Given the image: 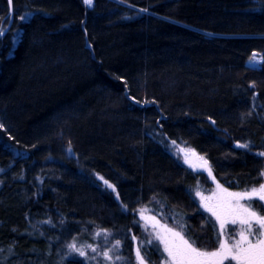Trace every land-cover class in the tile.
<instances>
[{
	"label": "trees",
	"instance_id": "16d2710c",
	"mask_svg": "<svg viewBox=\"0 0 264 264\" xmlns=\"http://www.w3.org/2000/svg\"><path fill=\"white\" fill-rule=\"evenodd\" d=\"M11 1L0 0V264H134L135 238L164 264L142 208L215 250L219 225L195 196L209 180L162 138L204 155L227 189L264 181V62L251 63L264 58V0ZM107 232L121 262L69 251Z\"/></svg>",
	"mask_w": 264,
	"mask_h": 264
},
{
	"label": "snow or ice",
	"instance_id": "6c2138e0",
	"mask_svg": "<svg viewBox=\"0 0 264 264\" xmlns=\"http://www.w3.org/2000/svg\"><path fill=\"white\" fill-rule=\"evenodd\" d=\"M83 2L92 6L93 0H83ZM11 3V0H9ZM25 19V17H21ZM3 35V30L0 29V36ZM255 56L252 57V62H255ZM260 62H264L261 58ZM214 123V122H213ZM2 127V126H0ZM238 147H247V145H238ZM258 155L264 156V152ZM207 166V161H204ZM209 175H212L210 168H206ZM264 176V172H261ZM215 179V177H213ZM107 184V181H105ZM109 188L114 187L108 184ZM220 188V185H218ZM221 191L226 193V199L215 203H205L201 196V206L215 217L219 224L218 241L215 250H201L195 246L194 241L185 239L179 232L172 229H165L163 233H155V238L163 244V251L166 253L164 264H226V261H234L235 264H264V215L260 211H264V182L259 184V187L253 186L250 189H245L243 192H228L227 189L221 188ZM197 195H200L197 192ZM258 201L255 206L260 209H254L251 201ZM248 201L249 203H241ZM143 216V212H141ZM227 224L239 225V229H233L235 236L238 239H232L225 235V227ZM100 235V233H97ZM223 237V239H219ZM148 243H152L151 240ZM119 242L117 241V246ZM70 252H76L79 256H86V252L77 248L75 244L68 245ZM95 252L96 249L92 248ZM104 257L111 260L112 257L105 252ZM121 259L120 256L116 257ZM136 260L138 264H146L144 256L141 254V249L138 246L136 249Z\"/></svg>",
	"mask_w": 264,
	"mask_h": 264
},
{
	"label": "rangeland",
	"instance_id": "374dc122",
	"mask_svg": "<svg viewBox=\"0 0 264 264\" xmlns=\"http://www.w3.org/2000/svg\"><path fill=\"white\" fill-rule=\"evenodd\" d=\"M93 2H94V0H93ZM89 7H91V6H89ZM254 56H255L256 60H255V62L251 61V63H253L255 65L261 63L260 61H261L262 57L260 55H258V54H254ZM162 141L164 142L165 146L183 164H185L188 168H190L194 172L203 173L207 177V179L209 180V183H210L209 187H205L203 185H199L197 187L196 191H195V196L198 199L200 205L202 204L201 196L204 198L203 202L209 203V204H215V203H218V202L226 199V193L222 192L221 188H223V189H227V188L222 186L216 180V178L213 179V177H214L213 171L211 169V166H210L209 162L207 161V159L205 158L204 155L200 154L199 152H197L196 150H194L191 147L184 146L183 144H180V143H177L175 141L166 139L164 137L162 138ZM204 161H207V166H205ZM206 168H210L212 175H209L208 170H206ZM96 177L102 183V185L105 188L111 190L116 195V190L113 191V188H109L108 187V184H110L108 181H107V184H105L106 180L103 177H101L99 175H97ZM218 185H220V188H218ZM227 191L228 192H243V191H233V190H230V189H227ZM197 192H199L200 195H197ZM241 203H245L246 204V203H248V201H241ZM141 212H143V216L141 215ZM206 212H208V211H206ZM209 214L211 215V213H209ZM139 219L141 221L143 229L146 232V235H147L146 237L149 240H151L152 242L158 244L160 246V248L162 249V251H163V244H161L158 240H156L155 233H157V232L163 233L165 231V229H172L173 231L179 232V233H181V235H183V233L179 229L174 228V227L168 225L167 223L161 221L159 218H157L156 216L152 215L145 208H142L139 211ZM234 228L238 230L239 229V225L227 224L226 227H225V235L229 238L230 242H231L232 239H238L239 238L238 236L234 235V233L232 231ZM102 234L103 235L100 234V238H98V243L96 245L87 246V247H85V249L81 247L79 249L84 250L86 252V256H88V253H90V251H91L93 253L92 254V259L93 260H98V259H101L103 257L102 260L106 261V263L110 262V261H112V263L121 262L122 261V257L120 255V250H119L120 249V244H118V246H117V241H115L111 237V235H112L111 232H107L105 234L102 233ZM185 239H186V237H185ZM222 239H223V237H222ZM138 243H139L138 239L135 238L134 264H138V261L136 260V249H137L138 246L140 247V244H138ZM92 248H95L96 251L93 252ZM105 252H107L108 255L112 257L111 260H108V259H106L104 257L103 254ZM163 253H164V251H163ZM164 255H165V258H166V253H164ZM117 256H120L121 259L117 260L116 259ZM145 261H146V264H150L146 259H145ZM226 264H235V262L234 261H226Z\"/></svg>",
	"mask_w": 264,
	"mask_h": 264
},
{
	"label": "water",
	"instance_id": "95a60500",
	"mask_svg": "<svg viewBox=\"0 0 264 264\" xmlns=\"http://www.w3.org/2000/svg\"><path fill=\"white\" fill-rule=\"evenodd\" d=\"M10 5H11V7H13L12 1H11Z\"/></svg>",
	"mask_w": 264,
	"mask_h": 264
}]
</instances>
